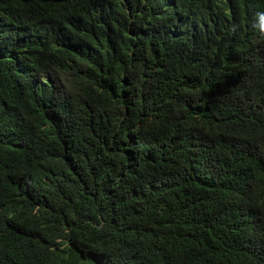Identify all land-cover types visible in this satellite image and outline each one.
Wrapping results in <instances>:
<instances>
[{
	"label": "trees",
	"instance_id": "obj_1",
	"mask_svg": "<svg viewBox=\"0 0 264 264\" xmlns=\"http://www.w3.org/2000/svg\"><path fill=\"white\" fill-rule=\"evenodd\" d=\"M161 1L0 0V264H264V0Z\"/></svg>",
	"mask_w": 264,
	"mask_h": 264
},
{
	"label": "clouds",
	"instance_id": "obj_2",
	"mask_svg": "<svg viewBox=\"0 0 264 264\" xmlns=\"http://www.w3.org/2000/svg\"><path fill=\"white\" fill-rule=\"evenodd\" d=\"M188 7L189 5L187 0H162L160 2L158 19L160 20L161 26L164 27V30H166L170 36H175L177 33H180V31L186 32L189 30V27L196 21L200 22L201 6L194 8V10H196L195 14H189L187 12ZM252 28L259 37L264 39L263 19L254 21ZM12 61L14 63V66L16 67V77L22 78L23 74L25 73L24 66L19 62H16V59H13ZM33 81L38 84H45L43 75L38 78H34ZM16 103H18V100L13 96H0V131H2L4 135L2 138L10 139L21 129V126H23L25 123H28L29 111H17ZM52 117L62 122L69 121L68 114L63 110H56ZM2 179L3 174L1 170L0 186ZM3 191L4 188L0 187V196L2 195ZM243 215L245 214H238L237 216L241 217ZM254 223L257 225V228L254 231H248V233L243 236L245 240L242 242L243 247H246V244L248 242L254 243L257 241V239H261L264 237V233L261 230L260 223H258L257 221H255ZM239 259L243 261L240 256Z\"/></svg>",
	"mask_w": 264,
	"mask_h": 264
}]
</instances>
